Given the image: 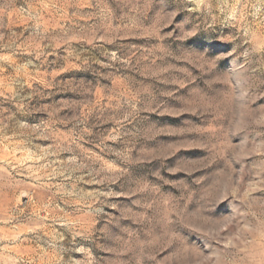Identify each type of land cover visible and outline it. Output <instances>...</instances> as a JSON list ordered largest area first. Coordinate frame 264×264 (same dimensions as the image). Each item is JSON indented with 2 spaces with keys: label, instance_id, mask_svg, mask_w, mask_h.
Segmentation results:
<instances>
[{
  "label": "rangeland",
  "instance_id": "obj_1",
  "mask_svg": "<svg viewBox=\"0 0 264 264\" xmlns=\"http://www.w3.org/2000/svg\"><path fill=\"white\" fill-rule=\"evenodd\" d=\"M0 264H264V0H0Z\"/></svg>",
  "mask_w": 264,
  "mask_h": 264
}]
</instances>
